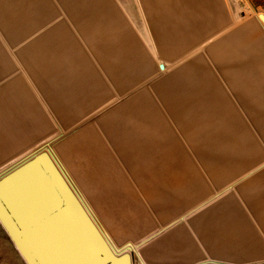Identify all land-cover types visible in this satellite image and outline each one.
I'll list each match as a JSON object with an SVG mask.
<instances>
[{
	"label": "rangeland",
	"instance_id": "rangeland-1",
	"mask_svg": "<svg viewBox=\"0 0 264 264\" xmlns=\"http://www.w3.org/2000/svg\"><path fill=\"white\" fill-rule=\"evenodd\" d=\"M116 1L114 7L113 0H36L29 16L34 20L4 23V75L12 71L15 59L25 76L30 71L34 84L45 86L48 66L82 67L79 49L85 45L102 69L101 111L110 106L111 113L93 119L73 116L80 114L79 102L68 116L49 119L42 103L31 100L33 95L20 102L0 100V152L5 158L16 156L0 161V174L33 152L52 154L112 246L131 247L126 250L131 264H146L142 256L157 242L165 243L161 264H264V166L244 173L252 167L249 163L264 161V139L253 119L237 111L236 97L222 83L219 70L223 61L236 81L238 65L252 68L253 58L260 57L249 50V37L236 36L233 30L248 22L252 35L264 45V21L259 17L264 15V0H160L175 5L143 7L149 16L157 9L175 14L179 10L182 24L201 21L182 33L179 54L172 53L170 45L158 44L154 33L153 39L147 37L136 0ZM104 7L113 14L116 8V24L105 21ZM19 8L22 13L27 9ZM61 8L75 32L70 22H62ZM66 54L73 55L74 64ZM160 60L169 62L167 70L158 69ZM103 75L116 84L109 87ZM84 103V113L95 114L90 108L94 102ZM255 119L264 127V117ZM235 180L241 182L230 189ZM244 180L251 182L246 186ZM214 196L213 201L230 199V205L248 201L247 208L258 213H246L242 225H228L225 236L238 245L210 254L199 244L203 238L190 227L188 213ZM208 232L213 239L221 236L219 230ZM0 264H26L1 223Z\"/></svg>",
	"mask_w": 264,
	"mask_h": 264
},
{
	"label": "crops",
	"instance_id": "crops-1",
	"mask_svg": "<svg viewBox=\"0 0 264 264\" xmlns=\"http://www.w3.org/2000/svg\"><path fill=\"white\" fill-rule=\"evenodd\" d=\"M114 1V7H116V0ZM138 5L141 6V9L143 10L142 14V21L144 23V27L146 29V35L148 38L153 39V33L156 36L157 40H160L158 44L161 45H170L172 46V53H181L182 52V45H181V35L184 31L189 30L191 28H195L199 26V23L201 21L198 19L196 21H184L186 24H182L181 22V15L180 11L178 10L175 14L174 12L169 13H161L157 9L156 12H152L149 15H145L144 8L145 6H160V5H172L174 6L175 3L172 1V3H162V2H168V1H161L160 0H136ZM180 1V0H179ZM178 6L179 2L177 1ZM181 3V2H180ZM64 5V4H63ZM26 7L25 13H22L19 7ZM65 6V5H64ZM64 6H62L64 8ZM32 10L35 12L36 7V0H0V31L4 29L5 25L4 23H18L22 21H30L34 20V18L29 17L30 11ZM105 10L103 15H105V21H110L113 24L117 23V16H116V8H113L115 14L112 13V10L108 7H104ZM62 15L65 19L62 20L64 23L70 22V27L74 31V27L71 24V17L67 16L64 13V10L61 8ZM97 14L99 15L101 13V7L98 5L96 7ZM89 14V13H88ZM94 15V14H90ZM102 15V17H103ZM149 17V20L147 17ZM205 21V20H204ZM189 22H191L189 24ZM209 23V21H208ZM7 25V26H8ZM206 25V23H205ZM209 27L211 29V23H209ZM209 27L206 26V29ZM9 30L11 29L8 27ZM197 29V28H196ZM195 29V30H196ZM235 31L234 35L237 36V34H241V36H247L249 37L248 41L252 43L248 48L249 50L252 49L253 53H259L260 57L253 58L255 61H253L254 66L252 68H245L244 66L241 67V64L237 67V73H236V81L232 80L230 77V74L226 71V67L224 65V62L221 61L219 63V70H220V78L224 85L227 87H230L231 93H233L237 100V111L242 112L241 114L246 115L248 117H251L253 119V124L256 130L260 132V136L262 139H264V127L258 123V121L255 119L257 116L264 117V45L260 44L258 42L257 38L254 37L252 34H254L250 28V23L246 22L241 24L239 27L233 30ZM75 32V31H74ZM138 33V32H137ZM8 34L1 33L0 37H6ZM10 36H14L13 34ZM127 38V37H125ZM174 38H177L178 41H175ZM184 38H188L187 35H184ZM79 42L83 44L84 42L79 37ZM125 41V40H124ZM127 42V41H125ZM154 43V42H153ZM129 44V42H128ZM195 45V44H194ZM77 47V46H75ZM244 47V46H243ZM80 48V47H79ZM83 48H81V51L79 49V52L83 56V63L82 67L80 68H57L55 70L51 69V66H48V83L44 85L40 84H34L35 79L32 77L31 72H26V76L24 75L25 72L22 70L24 68L21 67V64L17 62L15 59L13 62H16V66H13L12 71H10L8 74L4 75L2 72H4L2 69H0V95L4 96V93H7L8 97H2L0 100L6 101H22L29 95H33L34 102H41L44 109L48 110V118H56V117H63L68 116V111L75 108L77 104L79 103L76 109H79L80 114L74 113L73 116L77 117H86V118H95V117H108L111 113L108 109L110 106L103 108L104 110L101 111V83L100 78L102 74L101 66L97 63V61L94 60L93 56L91 55L89 49L83 45ZM258 49V51H256ZM188 50H185L186 52ZM196 52V51H192ZM191 52V53H192ZM77 61L79 59L78 51L75 49L73 52ZM155 53H159L158 51ZM67 55V54H66ZM85 55L89 61L86 62ZM91 57V60H90ZM67 60L69 63L74 64V57L73 55H67ZM66 58L61 57L62 60H66ZM172 62V61H170ZM174 62V61H173ZM86 63V64H85ZM164 64V71L167 70L169 67L168 61L160 60L158 62L157 66L159 69V66L161 64ZM160 64V65H159ZM259 67H258V66ZM212 66V65H211ZM115 68V66H114ZM208 68V74L212 78L213 71L211 67L207 66ZM23 74H22V71ZM160 70V69H159ZM21 75L23 76L21 78ZM106 81L108 82L109 87H112V83L110 79L106 78L105 75H103ZM85 78H88V82L85 83ZM96 78V80H92ZM154 78L147 80L141 87L147 85L150 83V81H153ZM25 82L26 84H24ZM112 85V86H111ZM132 85V84H130ZM116 86V85H115ZM108 87V90L111 91V89ZM236 89V90H235ZM221 91L225 92L222 87ZM114 94H116V91H113ZM134 92V90L130 91L129 94H127L125 97H128V95H131ZM226 93V92H225ZM227 94V93H226ZM228 96V94H227ZM112 97H110L111 99ZM93 101L94 104L90 108L93 110L96 109L95 114L84 113L85 103L84 101ZM170 108V107H169ZM107 109L109 111H107ZM92 112V111H90ZM61 113V114H59ZM64 113V114H63ZM72 115V114H71ZM180 117H182L181 114L178 113ZM161 117L163 118L162 114ZM166 117H169L166 115ZM90 119V120H91ZM89 120V121H90ZM86 122L83 123V125ZM88 123V122H87ZM82 126V125H81ZM169 128V127H168ZM166 129L165 132H170V129ZM5 152H0V161H10L15 155L8 156V158H5ZM16 154V153H15ZM16 157V156H15ZM20 158V157H19ZM249 165H252V167L246 171V172H252L254 173L257 169H261L264 166V161L262 163H249ZM248 172V173H249ZM240 180L234 181L233 184H230L228 187L231 189L235 183L237 185L240 184ZM246 186H248L251 182V180H244ZM223 187V186H222ZM220 187L219 189H221ZM227 187V186H226ZM239 187V186H238ZM226 189V188H225ZM217 196L219 195L216 194ZM237 196V195H236ZM239 196V194H238ZM216 197L210 198V200L202 201L198 203V206L190 209L191 212H189V224L192 229L196 231V235L198 237H202L203 240L199 242V244L207 249V253H216V251H227L231 245H238L239 242H230L227 236H225L226 232L229 230V226H235L240 224H244V221H246L245 214L246 213H258L255 209L250 208V210L247 208L251 207L250 203L247 201L245 204L247 205H230L231 200L225 199V198H217V200L213 201ZM188 202V201H187ZM190 203V202H188ZM243 204V202H241ZM192 205V204H191ZM260 213V212H259ZM251 218H249L250 220ZM254 219V218H252ZM229 225V226H228ZM202 230V233H201ZM208 230H219L220 231V237H213L209 236ZM225 236V237H224ZM224 237V238H223ZM186 239V238H185ZM157 244V245H156ZM165 244V243H164ZM164 244L161 242L155 243V245H150L148 248H146L147 254L142 256L144 262L146 264H161L162 260L166 259L164 258ZM182 246H185V243L181 244ZM196 261V260H195ZM195 261H189V264H193ZM185 262H187L185 260ZM188 264V263H185Z\"/></svg>",
	"mask_w": 264,
	"mask_h": 264
},
{
	"label": "water",
	"instance_id": "water-1",
	"mask_svg": "<svg viewBox=\"0 0 264 264\" xmlns=\"http://www.w3.org/2000/svg\"><path fill=\"white\" fill-rule=\"evenodd\" d=\"M0 223L26 264H131V247L112 246L50 153L0 174Z\"/></svg>",
	"mask_w": 264,
	"mask_h": 264
}]
</instances>
